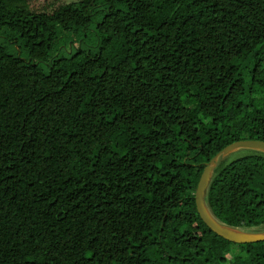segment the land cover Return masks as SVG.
Instances as JSON below:
<instances>
[{
  "label": "trees",
  "instance_id": "1",
  "mask_svg": "<svg viewBox=\"0 0 264 264\" xmlns=\"http://www.w3.org/2000/svg\"><path fill=\"white\" fill-rule=\"evenodd\" d=\"M36 1L0 0V264H264L195 201L264 141V0ZM208 204L264 224V154Z\"/></svg>",
  "mask_w": 264,
  "mask_h": 264
},
{
  "label": "water",
  "instance_id": "2",
  "mask_svg": "<svg viewBox=\"0 0 264 264\" xmlns=\"http://www.w3.org/2000/svg\"><path fill=\"white\" fill-rule=\"evenodd\" d=\"M240 150H247L248 152L254 151L264 154V141H237L225 147L220 153L212 158L206 165L199 180L195 192V201L201 219L213 232L230 242L238 244L257 243L264 241V231L262 229H256L257 226H253L252 228H255L254 230H248L247 228L225 224L213 214L208 204V192L216 169L221 162L225 161L233 153Z\"/></svg>",
  "mask_w": 264,
  "mask_h": 264
},
{
  "label": "rangeland",
  "instance_id": "3",
  "mask_svg": "<svg viewBox=\"0 0 264 264\" xmlns=\"http://www.w3.org/2000/svg\"><path fill=\"white\" fill-rule=\"evenodd\" d=\"M49 2H54L55 0H48ZM77 1H80V0H59L58 3H62V2H67V3H70V2H77ZM45 6V0H40V1H36V2H33L32 5H31V9L33 10H42L43 7ZM71 43L72 42H69L68 46L70 47L71 46ZM248 151L247 150H240V151H237L235 153H233L231 156H229L226 161H232L238 157H241L243 155H246ZM179 191H181V185L180 184H177L175 186V194H177ZM248 230H254L255 228H247ZM256 229H262L264 231V224H262L261 226L259 227H256Z\"/></svg>",
  "mask_w": 264,
  "mask_h": 264
}]
</instances>
